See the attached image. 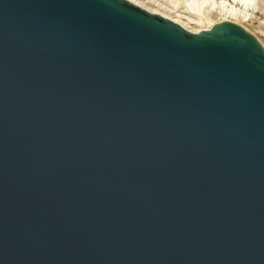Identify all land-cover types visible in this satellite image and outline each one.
<instances>
[{"label": "water", "instance_id": "obj_1", "mask_svg": "<svg viewBox=\"0 0 264 264\" xmlns=\"http://www.w3.org/2000/svg\"><path fill=\"white\" fill-rule=\"evenodd\" d=\"M0 264H264L257 37L0 0Z\"/></svg>", "mask_w": 264, "mask_h": 264}, {"label": "rangeland", "instance_id": "obj_2", "mask_svg": "<svg viewBox=\"0 0 264 264\" xmlns=\"http://www.w3.org/2000/svg\"><path fill=\"white\" fill-rule=\"evenodd\" d=\"M135 2L139 3L142 6H145L146 8H148L154 12H156L154 14H159V11H160V13H164L166 16L173 18V19H178L181 14H184V12L186 13V11L188 10V6H187V3L185 2V0H135ZM166 2H167V4H166ZM216 2L218 4V6H217V9H214L212 12V16H211V19H212L211 23L212 24L206 23L207 27L203 26V27L197 28L198 31L199 30H200V32L201 31H210L215 25H217L221 22H224V21H229V22H233L235 24H238V25L242 26L243 28H245L246 30H248L251 34H253L255 37H257V39L260 41V43L264 47V5L263 4L259 3L258 9L255 8V6L247 8L246 10H247V13L249 15L247 17H244L242 14L233 17V16H229V15H224L225 14L224 12L221 13V11H220L221 9H219V5L222 2V0H216ZM233 3H234L233 0L228 1V5H234ZM133 4H135V3H133ZM161 4H164V5L162 6ZM142 6H140V7L143 8ZM236 7L242 11H245L244 7L242 5L238 4ZM143 9H145V8H143ZM157 10H159V11H157ZM151 13H153V12H151ZM159 15H161V14H159ZM165 18H167V17H165ZM225 19H228V20H225ZM182 21H184V20L182 19ZM182 27H184V26H182ZM193 28L196 29L195 27H193ZM185 29L190 31L188 28H185ZM190 32H192V31H190ZM193 33H195V32H193ZM198 33L199 32H197L196 34H198Z\"/></svg>", "mask_w": 264, "mask_h": 264}, {"label": "bare ground", "instance_id": "obj_3", "mask_svg": "<svg viewBox=\"0 0 264 264\" xmlns=\"http://www.w3.org/2000/svg\"><path fill=\"white\" fill-rule=\"evenodd\" d=\"M130 1L133 2V0H130ZM228 1L229 0H222V2L219 5V9H221L220 10L221 13L222 12L225 13L224 15H229L233 17L240 15V14H242L244 17H247L249 16L246 10L247 8L255 6V8L258 9L259 3L264 5V0H233L234 5H228ZM185 2L187 3L188 10L186 11V13L184 12V14H181L178 19L170 18L166 16L164 13H160L159 10L157 11H159V14H161L162 16L170 18L174 22L181 24L185 28H188L190 31L195 32V33L200 32V30L198 31L197 28H200L203 26L207 27L206 23L212 24L211 23L212 22V19H211L212 12L214 9H217V6H218L216 0H185ZM133 3L139 6H142L136 2H133ZM238 4L242 5L245 11L238 9L236 7ZM161 5L163 6L164 4H161ZM142 7L150 12L156 13L146 8L145 6H142ZM182 19L184 21H182ZM225 20H228V19H225ZM193 27H195L196 29H194Z\"/></svg>", "mask_w": 264, "mask_h": 264}, {"label": "snow or ice", "instance_id": "obj_4", "mask_svg": "<svg viewBox=\"0 0 264 264\" xmlns=\"http://www.w3.org/2000/svg\"><path fill=\"white\" fill-rule=\"evenodd\" d=\"M133 2H135V0H133Z\"/></svg>", "mask_w": 264, "mask_h": 264}]
</instances>
